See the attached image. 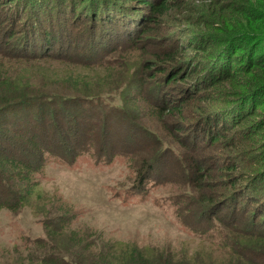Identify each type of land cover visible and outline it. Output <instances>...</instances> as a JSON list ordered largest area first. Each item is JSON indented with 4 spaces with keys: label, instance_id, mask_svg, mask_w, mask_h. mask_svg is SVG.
Returning a JSON list of instances; mask_svg holds the SVG:
<instances>
[{
    "label": "trees",
    "instance_id": "trees-1",
    "mask_svg": "<svg viewBox=\"0 0 264 264\" xmlns=\"http://www.w3.org/2000/svg\"><path fill=\"white\" fill-rule=\"evenodd\" d=\"M20 1L19 8L14 9L15 19L21 6H24L25 11L29 8V12H35L37 7V15H40L46 12L41 7L50 4L49 0ZM73 1L69 4L71 13H74L70 26L72 29L69 28V31L74 34L72 36L76 41L64 43L68 45L69 51L77 43V38L86 33L88 37L92 36V51L96 50L95 43L101 45L103 50L111 44H120V50L124 47L122 44H133L139 48L137 42L143 36L155 33L159 38L161 30L172 27L164 19L169 18L170 21L175 10L191 11L190 21L198 31L191 37H185L183 46L173 40L170 33H166L170 39L155 46L154 60L137 63L133 69L135 73L123 71L128 75L125 80L129 84L120 94V106L114 105L104 91L108 87L110 91L107 94H111L123 87L115 81L109 83L103 75V78L100 74L93 78L83 74L67 75L60 79L59 74L46 73V83L54 82L57 88L61 87L49 92L46 87L33 84L28 71H5L1 61L0 126L6 129L0 130V210L8 209L15 213L28 205L38 186L36 175L42 169L45 153L63 158L65 154L62 152L66 146H78L80 139L86 141L89 146H85L84 150L70 149V152L73 151L72 159H75L93 146V139L98 134L95 135V121L90 117L92 111L103 113L102 124L105 127L104 139L100 137L99 147L96 148V161L110 163L117 156L131 160L133 154L137 158L138 181L141 180L142 185L157 171L156 164L163 158L175 161L179 166L184 165L188 170L184 172L187 183L194 186V190L201 189L203 180L207 179L204 162H213L220 157L216 158L213 154L203 157L194 155L199 148L192 150L185 142V135L181 136L182 139L177 136L173 142L177 146L181 144L179 147L190 152L177 155L173 147L165 146L162 138L175 131L186 132L187 128H183L187 126L194 129V134L202 141L208 135L211 146L223 145L222 150L224 147L231 149L236 141L227 135L229 132L233 134L239 129L244 131V139L236 149L243 148L240 155L247 154L249 160L255 155L256 148H262L260 140L256 139L264 135V0H200V5L196 4L197 0H91L88 3L89 9L78 11V4L73 9ZM60 10L58 6L57 17H60ZM196 11L200 13V20L192 15ZM76 15L79 18H75ZM48 18L50 26H53V18ZM38 24L35 17H27L21 23L22 29L14 40V47L9 48L12 52L7 51L4 57L35 62L37 58L43 59L35 52L42 43L48 48H62L63 41L53 32L57 29L64 32L62 28L59 26L50 32H40L41 26ZM156 36L153 37L155 41L158 39ZM150 71L155 81L152 85L147 83ZM38 74L34 73L35 81ZM148 86H152L150 91ZM170 87L176 88L178 96L169 98L165 94V89ZM147 93H153L152 98H146ZM141 108L147 113L146 118L152 123L151 127H159L157 131L160 135L154 131L149 132L142 125L147 141L138 143L141 152L131 150L135 145L117 151L116 145L108 143L115 131L114 122L110 123L109 119L112 118L109 117L118 116L133 129L142 120L139 117V113L142 114ZM32 113L34 120L29 116ZM56 119L58 121L52 123ZM52 124H56L57 129ZM107 127L112 131H108ZM124 140L127 143L133 139L124 137ZM124 144L122 142V146ZM102 148L107 153H101ZM249 160L242 161L241 174H238L240 169L237 164L229 167L230 162L224 165L221 161L219 165L220 174L229 175L223 185L225 189L230 187L228 200L232 211L229 216L236 217L241 199H246L241 211L248 212L251 208L249 229L245 228L248 229L247 234L240 242L242 251L233 252L237 257L236 261L233 257V264L264 263V185L258 186L264 178V161L259 162V168L253 169ZM236 162L239 164L241 159ZM68 220L67 217H61L56 219V223L69 226ZM256 224L263 230L259 236L251 228ZM54 227L51 228L48 222L47 238L35 243L38 253L29 254L16 264H180L169 259L163 260L160 256H147L137 248H121V254L113 249L104 250L98 245L84 242L75 231L70 232L68 237L66 235V238L59 235L60 242L71 246L62 255L55 242L58 229Z\"/></svg>",
    "mask_w": 264,
    "mask_h": 264
},
{
    "label": "rangeland",
    "instance_id": "rangeland-1",
    "mask_svg": "<svg viewBox=\"0 0 264 264\" xmlns=\"http://www.w3.org/2000/svg\"><path fill=\"white\" fill-rule=\"evenodd\" d=\"M49 1L50 4L47 7L40 6L43 12L46 11L45 13L37 15V7L35 12H29V8L25 11L24 6H21L15 19L13 18L14 9L19 8L18 4L21 1L0 0V41L2 43L0 45V63L2 61L3 69L13 72L21 69L28 71L31 82L46 87L49 92L51 89H60L61 87L57 88L58 85L54 82L46 83L44 80L46 73L59 74L60 79L67 75L83 74L93 78L100 74L102 78L104 76L108 79L109 83L115 81L120 87H123L120 91L118 89L117 93L113 91L111 94H107L110 91L108 87L104 91L105 96L110 97L114 105L120 106L122 101L120 94L129 84V81L125 80L128 75L123 71L133 73L137 63L154 60L155 46L158 47V44L170 39L166 37V33H170L173 40L179 41V45L183 46V39L193 36L192 34L198 31V28L193 26L190 21L189 12L191 11L175 10L171 14L170 21L169 18L164 19L167 24L170 22L172 27L165 31L161 30L159 38L155 33L143 36L137 42L139 48L133 44H122L124 47L120 50L122 48L120 44H111L106 50H103L101 45L95 43L96 50L92 51V36L88 37L86 33L77 38V43L69 51L68 45L64 43L75 40L74 34H70L69 31L72 29L70 26L72 18H74V13H71V5L69 6L72 0H63L65 3H61L62 0ZM89 1L91 0H74L73 9L75 10L77 4L79 6L77 11L89 9ZM196 4L200 5V0H197ZM58 6L61 8L60 17H57L56 13ZM192 15L200 20L199 12H193ZM29 16L37 19L38 26H41L40 32H50L52 28L60 26L64 32L59 29L53 32H56L63 41L62 48L58 46L48 48L42 43V46L37 47L35 52L43 59L37 58L35 62L14 60L15 58L10 56V59L5 58L4 56L8 54L7 51H11L9 48L14 47V40L17 39L18 32L22 29L21 23L25 22ZM48 16L53 18V26H50ZM75 18H79V16L76 15ZM154 36L158 38L157 41L153 39ZM152 71L148 73L147 83L149 85L155 83L151 77ZM37 72L39 74L35 81L34 73ZM151 88L152 86H148V91ZM164 92L166 95L168 94L169 98L179 94L175 87L165 89ZM69 93L74 94L73 92ZM152 96L153 93L145 94L148 99ZM140 111L142 114L139 113V117H142V120H139L137 127L133 129L127 124L125 125L122 118L109 117L113 119H109V122H114L115 131L109 137L108 143L112 146L116 145L117 151L127 150L135 145L131 150L134 149L137 153L141 152L138 143L147 141L146 135L143 134L144 130L141 128L142 125H145L149 132L154 131L160 135V132L157 131L159 127H151L152 123L146 118L147 113L144 108H141ZM93 112L90 117L93 122L95 121L93 125L95 135L98 134L97 138L93 139V146L87 148V152L75 159H72L71 154L76 149L82 151L85 146H89L86 141L80 139L78 146L76 144L73 147L72 145L66 146L62 152L65 154L63 158L45 153L42 169L36 175L38 186L28 205L15 213L8 209L0 210V264H16L21 258L26 259L29 254H37L35 243L47 238L46 225L48 222L51 228H55L54 225L57 226L59 234L57 237L55 236L57 239L55 242L59 245L62 255H65L66 249L71 246L68 247L66 242H60L59 235H64L62 237L66 238V235L68 237L70 232L75 231L79 233V238L84 242L98 245L104 250L119 251V254H121L119 250L121 248H137L147 256H160L163 260L169 259L180 264H233V257L234 260L237 258L233 252L242 251L240 242L249 229L248 220L251 216V208L248 209V212L247 210L241 211L242 205L246 202V199H241L240 206L235 213L236 217L229 216L232 211L228 200L230 187L225 189L223 186L229 175L220 174L219 165L221 161L224 165L230 162L229 167L231 164H237L240 169L238 174L242 173V161L249 159L247 154L240 155L243 148H236L238 143L244 139V131L239 129L233 134L229 132L227 135L236 141L231 149L224 147V150H222L223 145L211 146L209 136L204 132L201 133L202 131L199 134H205L206 137L203 138V141L198 139L194 134V129L188 126L183 128H187L186 132L175 131L174 134L161 135L165 146L173 147L175 153L178 152L177 155L190 152V150L179 147L181 144L174 145L173 141L179 136L181 139L186 137L185 142L192 150L199 148L194 152V155L203 157L213 154L214 157L220 158L215 159V162L202 161L206 169L205 172H207V179L203 180L199 190L196 188L194 190L192 188L194 186L187 183L184 172L188 170L184 165L179 166L175 161L162 160L163 158L156 164L157 171L151 174L152 177L142 185L141 180L138 181L137 168L139 167L136 164L137 158L133 154L131 160L125 156H117L110 163L96 161L95 156L98 154L96 148L99 147L100 137L104 139L105 127L102 124L103 113ZM29 116L34 120V113ZM53 121L52 123H56L58 120ZM183 122L186 124V120ZM54 127L57 129L58 126L55 124ZM5 129V126H0V130ZM107 130L112 131L108 127ZM182 135L185 136L181 137ZM124 137L133 140L126 143ZM252 138L253 136L250 135V139ZM48 139L46 138V140ZM256 140H260L262 148H256L255 155L251 156L252 160H249L253 169L259 168L260 163L264 161V135L261 139ZM122 142L125 143V146H122ZM70 149L73 151L70 152ZM100 150L103 154L107 153L103 148ZM237 159H241L239 164L236 162ZM215 164H218L217 168ZM261 183L258 186L264 185V178ZM61 217L70 219L68 220L69 226L65 223H56V219ZM245 228L248 229L245 230ZM251 228L254 229L257 236L260 231H263L258 224ZM252 236L255 237V235ZM262 262L260 261V264H264Z\"/></svg>",
    "mask_w": 264,
    "mask_h": 264
}]
</instances>
